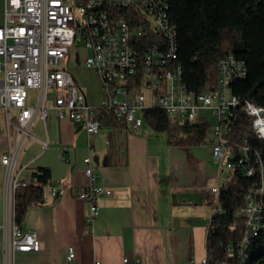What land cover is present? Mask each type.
Here are the masks:
<instances>
[{
    "label": "built area",
    "instance_id": "obj_1",
    "mask_svg": "<svg viewBox=\"0 0 264 264\" xmlns=\"http://www.w3.org/2000/svg\"><path fill=\"white\" fill-rule=\"evenodd\" d=\"M126 9L133 13L125 14ZM133 21H145L151 40L145 37L144 24L133 25ZM81 44L90 51L86 66L97 72L105 89V100L98 106L88 101L64 64L70 49ZM178 51L179 33L170 19L169 0H5V20L0 25V106L6 112L9 145L2 162L14 191L8 255L40 249L37 231L25 230L15 221V191L32 180L30 175L21 177L19 153L26 146L25 139L32 136L30 129L38 116L46 121L55 110L60 119L81 122L87 131V182L80 195L89 204L87 224L92 227L99 215V199L113 193L99 182L91 155L103 119L122 120L139 132L145 110L161 108L181 123L207 121L200 115L203 109L215 115L210 143L220 171L228 174L212 186L216 203L209 229L214 215L223 211L220 195L234 171L257 178L238 211L245 226L243 239L229 248L231 254L237 250L247 257V247L264 228V161L248 136L236 135L234 125L241 107L251 119L255 136L264 139V106L232 92V82L248 75L245 57L227 53L218 62V85L196 92L183 80ZM14 112L17 116L12 119ZM15 131L22 133L21 139H14ZM42 144L46 149L48 140ZM52 189L56 195L64 192L56 184ZM67 258L71 264H82L72 247ZM124 264L139 261L125 257ZM201 264H208L207 256Z\"/></svg>",
    "mask_w": 264,
    "mask_h": 264
},
{
    "label": "crops",
    "instance_id": "obj_2",
    "mask_svg": "<svg viewBox=\"0 0 264 264\" xmlns=\"http://www.w3.org/2000/svg\"><path fill=\"white\" fill-rule=\"evenodd\" d=\"M4 20L5 0H0V25ZM69 69L88 101L101 105L105 92L97 72L85 62ZM30 130L32 136L25 139L18 158L21 177L39 167L51 169L45 202L30 206L21 224L25 230L37 231L40 249L8 255L14 191L2 162L9 137L6 112L0 106V264H71L70 247L82 264H124L125 257L139 264H201L207 256L216 203L212 186L225 173L212 146L210 155L201 154L189 146L170 145L167 137V151L155 148L150 154L147 137L128 125L103 119L91 155L99 182L113 193L99 199V215L90 227V207L80 195L87 182L84 158L89 153L83 123L60 119L51 110L46 121L38 116ZM13 137L19 140L22 133L15 131ZM44 140H48L46 149ZM55 184L63 194L53 193Z\"/></svg>",
    "mask_w": 264,
    "mask_h": 264
},
{
    "label": "trees",
    "instance_id": "obj_3",
    "mask_svg": "<svg viewBox=\"0 0 264 264\" xmlns=\"http://www.w3.org/2000/svg\"><path fill=\"white\" fill-rule=\"evenodd\" d=\"M170 19L179 33L178 61L183 80L196 92L218 85V62L229 52L247 59L248 75L232 82V92L242 99L264 106V0H169ZM133 13L126 9L125 14ZM145 37L150 38L145 21ZM153 39V38H152ZM144 48V45H142ZM145 120L156 132H166L168 143L175 146L206 144L211 131L207 121L181 123L161 108H149ZM110 121L126 127L113 117ZM240 138L248 136L250 145L262 154L264 139L255 136L251 119L241 107L234 125ZM31 183L15 191V221L24 222L30 206L45 202V186L51 179V169L39 167L30 175ZM256 177H247L235 170L227 188L221 192L223 211L214 215L207 237L208 264H264V228L247 247V257L229 248L243 239L245 226L238 211L245 203V194Z\"/></svg>",
    "mask_w": 264,
    "mask_h": 264
},
{
    "label": "rangeland",
    "instance_id": "obj_4",
    "mask_svg": "<svg viewBox=\"0 0 264 264\" xmlns=\"http://www.w3.org/2000/svg\"><path fill=\"white\" fill-rule=\"evenodd\" d=\"M90 53L89 49L81 44V45H76L70 49V52L67 54L64 64L68 68H76V66H79L81 64H84V61L87 57V55ZM103 90L105 92L104 86L102 85ZM140 114V113H139ZM200 115L205 118L208 122L213 124L215 122V115L210 111V110H204L200 113ZM17 116L16 112H14L11 115L12 119H15ZM138 135L147 137L148 138V150L149 153L152 154L154 152V149L158 151L165 152L167 151L168 143H167V134L166 132H156L154 129L151 127V125L145 120L144 124L141 126L139 132H137ZM211 132L207 135L206 144H201L197 146H189V148L193 151L195 149L199 151L201 154H209L211 153ZM223 179H226V176L228 174V171H225L223 173ZM222 179V181H224ZM205 245V244H204ZM205 250V246H204Z\"/></svg>",
    "mask_w": 264,
    "mask_h": 264
}]
</instances>
